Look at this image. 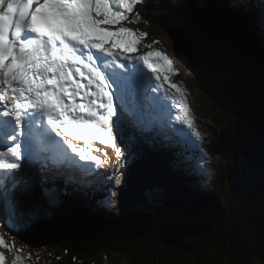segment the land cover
Here are the masks:
<instances>
[{
  "label": "snow or ice",
  "instance_id": "6c2138e0",
  "mask_svg": "<svg viewBox=\"0 0 264 264\" xmlns=\"http://www.w3.org/2000/svg\"><path fill=\"white\" fill-rule=\"evenodd\" d=\"M230 7L264 39V7L254 11L248 0H231ZM157 12L154 0H0V249L12 252L14 264H23L22 257L6 237L42 230L54 210L79 198L77 174L102 165L67 137L98 140L121 157L129 150L128 130L134 147L152 141L156 148L157 130L142 101L162 87L161 64L165 79L172 64L160 51L130 55L147 33L123 25L150 22ZM169 87L180 96L167 94L175 121L193 129L187 94L170 79ZM166 98L152 100L163 107ZM114 196L115 188L108 189L101 204L111 208ZM141 196L158 200L159 192Z\"/></svg>",
  "mask_w": 264,
  "mask_h": 264
},
{
  "label": "water",
  "instance_id": "95a60500",
  "mask_svg": "<svg viewBox=\"0 0 264 264\" xmlns=\"http://www.w3.org/2000/svg\"><path fill=\"white\" fill-rule=\"evenodd\" d=\"M210 11V13H202L203 16H198L202 17L203 23L209 31L213 26V36L224 39L223 44H219L220 50L226 48L229 44L240 48L239 42L243 43L244 50L240 52L230 51L224 55H219L217 60L216 55L212 57L205 52L201 38L187 25L188 39L179 40L178 51H182L183 54L186 53L184 57L192 65H187V67L196 73L201 85L209 89L210 92L214 91L221 96L224 95L221 92H232L233 89H236L235 93L243 96L242 104L224 100L222 105L227 114H235L236 119H238V111L242 112L245 107L250 105L254 107L257 101H263V106L255 110L256 115L254 117L251 114L244 115L247 122V135L261 144L264 138V67L261 64L264 60L254 56L259 54L260 51L256 49L255 51L250 45L251 37L247 36L245 27L240 25L239 18L235 16H233L234 19L229 18V15L225 16L224 13L217 12L218 9L216 8ZM224 56H227L226 59H223ZM249 59H257L259 61L249 63L242 70L243 65L241 62ZM233 63L238 65L241 73L236 72V66ZM223 76L231 82L229 91L226 89L224 91L223 86L226 82H223ZM244 97L248 99L246 103ZM254 99H256V103H251ZM251 117L253 118L247 120V118ZM258 153L259 164L262 165L264 148ZM136 182L139 184H148L149 182L155 184L156 180L150 179L144 171L140 170L138 177H136ZM162 195L165 201L159 213L129 210L123 215L122 219L116 222L97 216L93 211L73 200L68 207L54 210L50 218L41 226L42 230L35 232L25 231L27 234L23 232L18 237H22L21 239H24L23 241L29 246L36 245V243H45V245L56 244L52 242L55 240V242H60L75 239L94 249L100 241L105 239L113 243L131 244L154 234L163 245L172 248L180 247L188 237H200L210 234L226 218L227 212L223 209L220 200L216 196L208 199L196 197L190 195V193L186 194L179 188L177 182H166L162 189ZM129 203L130 200H125L124 206L126 209H130L131 204L129 205ZM193 225L194 227H192ZM29 234H32L31 237L28 236ZM24 236H28V239L25 240ZM41 237H43L42 240ZM65 252L68 253V251ZM31 253H34L33 249L27 248L26 259L32 262L44 261V258L38 256H43V254L38 253L37 255L36 253L35 256ZM49 258H45L46 263ZM58 260L61 264H65L67 261H64L62 257ZM58 260L53 262L57 264Z\"/></svg>",
  "mask_w": 264,
  "mask_h": 264
},
{
  "label": "trees",
  "instance_id": "16d2710c",
  "mask_svg": "<svg viewBox=\"0 0 264 264\" xmlns=\"http://www.w3.org/2000/svg\"><path fill=\"white\" fill-rule=\"evenodd\" d=\"M154 2L158 5V12L155 17L157 16L158 19L162 17L161 19L172 20L170 21L171 25H174L179 21L180 23H183L184 18L178 17L175 13L167 12L163 2L159 0H154ZM221 3L224 8H231V0H222L220 1V4ZM216 5L218 6L219 3H217ZM160 13L168 14H166V17H164L161 16ZM192 13L193 12L188 15L189 20L193 16ZM154 19L156 21V18ZM185 22H188V20H186ZM150 24L153 26L154 29L158 30L157 23L150 22ZM171 25H167V27L171 32H173V36L176 37L177 43V29H172ZM178 55L185 59L184 56H186V53L183 54L182 51H179ZM192 80L195 82V86L197 87L198 91H201L200 88H202V91L204 92L201 93L202 98L208 100L210 98L211 93L209 89H206L205 86L200 84L199 80L197 79V76H193ZM220 108H222L219 111L220 114L223 115V119L227 120V118H230L232 120V123L234 124V120L235 122L237 120L236 116L227 114L222 103ZM232 134L233 131H225L224 133L220 134L219 137H216V133L213 135V142L211 144L210 141L206 142L209 146V149L211 148L215 153H221L223 155L225 162L224 168L219 169L221 177L216 178V183L210 187V189H212L214 193L206 192L202 188H195L194 186H192V184L196 183V181L187 177L185 178L187 174L186 172H190V170H200L197 168L195 169L194 166V162L199 160L200 157L191 159L190 153H188L184 149L178 150L177 153L183 151L185 152V155H178L175 157L173 156L176 161L179 162L180 167H175L172 162V159L168 156L166 160L162 159L161 157L155 156L154 160H150L149 163H146L145 166L147 167L149 176H151L150 178L154 177L155 172L158 175L162 176H164L165 174L166 179L175 174L180 178H183L185 182H187V180L189 179V182H191L192 184H187L191 186V188L196 191L198 195H215L220 198L223 192V186L225 185V182H227V175L229 176L228 182L230 178H233L234 180L237 177L239 178L238 172L235 174H229L230 170L235 168V159L233 157L236 156L238 153L241 154L239 155L238 161L241 160L243 164H247L249 166L251 165L249 167V172L254 170V168L258 170L261 169V165L259 164L258 158L259 151L253 150L254 152H251L252 146L249 143H247V147L241 145L240 142L235 143L233 146V153L234 150L237 151L235 155L231 154L229 157L227 153L223 154L222 150L220 149L221 142L223 144H229L230 135L231 139L233 138ZM243 135L245 134L242 133L237 137H241ZM246 137H248L247 133ZM140 150L141 152L144 151L143 149ZM145 151L152 155L156 152V148L153 149L147 143ZM255 152L257 153L256 156H252V154H250ZM247 153H249L248 156H246ZM195 154L197 156H202L201 153ZM159 160L161 161V163H158ZM229 166L230 169H228ZM258 170L254 171L258 172ZM194 178H196L197 180V177ZM154 185L158 188L161 187L157 183H155ZM138 188L139 187L134 184L129 186V189L125 191V197H128L132 200V205L136 211L156 213L157 211H159V209L162 208L161 206L163 203H161L160 195L158 200H146L141 196V194H139ZM146 190L148 192L152 189ZM237 201L246 202L241 199ZM224 208L227 209L225 206ZM241 208H243V210H240L238 213H236L235 210L229 211L227 209L228 214L225 220L223 221L221 227L213 230L210 234H206L200 237H189L180 247L169 248L163 245L155 237V235H152L148 238L137 240L135 243L131 244H116L104 240L98 243V245H96L94 249H91L89 245H86L81 241L71 239L62 241L61 244L56 243L54 244V247L46 246L42 250L47 251V253H50V255H54V257H62L64 261L67 260L65 264H76L74 258H77V260L79 261L78 263L81 264H255V261L257 260L264 264V208L262 209L263 212L260 215L259 213L253 215L250 212L252 210L250 206H242ZM122 213H124L123 208L120 209V211L114 216H119ZM65 251H68V253H66Z\"/></svg>",
  "mask_w": 264,
  "mask_h": 264
},
{
  "label": "rangeland",
  "instance_id": "374dc122",
  "mask_svg": "<svg viewBox=\"0 0 264 264\" xmlns=\"http://www.w3.org/2000/svg\"><path fill=\"white\" fill-rule=\"evenodd\" d=\"M217 1L219 2V0H217ZM220 1H222V0H220ZM225 1H230V0H225ZM249 3H251L253 5V8L255 11H259L258 4L256 2L252 1ZM184 4L187 5V0H184ZM182 17H188V15L185 14V15H182L181 18ZM144 22H145L144 20H140L136 23H128V25L135 28V30L137 32H143V33L149 32V33H151L152 32L151 26L147 22L146 23H144ZM179 25H180L179 23L173 25V28L175 27L177 29V31H176L177 32V34H176L177 38L180 41L182 39H186V38L188 39V37H187V27L188 26L183 25L184 29H180ZM123 26L127 27L126 25H123ZM162 26L163 25H161V26L158 25V27H157L158 30L153 29L159 35V37L156 39V41L159 42V40L161 39L162 44L161 45L159 44V45L163 48L164 53L166 55L170 54L172 56V57H170V55H168V57L173 60V63H171L172 64V71L169 73V79H170L171 83L179 85L180 89L187 94V104L191 110L190 111V118L193 120V122H195L197 124L196 125L197 129L194 131L198 132L200 135L203 134V140L201 142L203 144H205L204 138L208 136V134L206 136L207 131H208V133H210L209 134L210 144L213 142V135L214 134L217 133L216 137H219V135L224 133L225 131H227V132L233 131V134H232L233 138L231 139V135H230V143L229 144H227V143L223 144L221 142V148L220 149L222 150L223 154L227 153V155H229V157L231 154L235 155V153L237 151L234 150V153H233V146L235 143H239V142L241 143V145H244L246 147H247V143H249L252 146L251 152H254L253 150H258L260 152L261 149L264 148V138L262 139L261 144H260V142L257 143L250 136L246 137V133L248 134V132H247L248 129H247V122H246L244 115L245 114H251L254 117L256 115L255 110H258L260 107L263 106V101L262 100L257 101V104H255L254 107L251 105L249 107H245L242 112L238 111L237 112L238 119L236 122L234 120V124L232 123V120L230 118H227V120H224L223 115H221L220 111H219L220 109H222V108H220L221 103L224 104V100H228L231 103L234 101L235 104H240V103L242 104L243 103V96L235 93L236 89H233L232 92H226V93L221 92L222 94H224L221 96H219L218 94H216L213 91V92H211L212 94L210 93V98L208 100L202 98L201 93H204L202 91V88H200L201 91L200 90L198 91L197 87L194 85L195 83L192 81L193 75H192L191 70L185 68V66H187V65H189V66H192V65L189 63V61H185V59L183 57H181V56L176 57L175 56L173 49L176 51V53L179 51L173 45L176 43V39L173 36L174 34L170 30H167V28L162 27ZM119 27H120V25H117L115 28H113V30H116ZM132 27L130 29H132ZM160 30H162V31H160ZM178 36H180V37H178ZM141 44L143 46L148 45V44H151L153 46L154 43L144 39L141 42ZM155 47H157V46L155 45ZM143 48L145 51H148V52L153 51L151 48H148L145 46ZM157 48H158V51H161V49L159 47H157ZM240 50L243 51L244 49L241 47L238 48V47L233 46L232 44H229L226 48H223L222 50H219L217 52L216 58L218 59L219 55H224L230 51L240 52ZM132 55H134V56L135 55H144V53L143 52H135V53H132ZM226 57L227 56H224L223 59H226ZM161 69H162V72H160V76H161L160 82L162 85L169 87V79H165V75H164L165 69H164V67ZM148 75L150 76L149 73H148ZM220 78H222V77H220ZM223 82H226L225 84L228 87V89H227L223 86L224 91H225V89L227 91H229L230 90L229 85L231 82L228 81V79H225L224 76H223ZM155 93H157V92H155ZM148 95H150L151 100H152L153 96H156V94H154L152 92L149 93ZM148 95L146 98L149 100ZM160 96L164 97L163 94H160ZM171 96H173L176 100L180 99V96L178 93H176L175 89H171ZM221 99L223 100V102ZM246 101H248L247 98H245V103H246ZM255 101H256V99H254L251 103H254ZM137 102H139V100L133 101L134 104H136ZM212 103H214L215 105ZM157 105H159V104H157ZM167 114L171 119L174 118V113H173L172 109L168 110ZM233 115H235V114H232V116ZM199 117L202 118L204 124L199 123V120H198ZM253 117L247 118V120L252 119ZM170 123H171L170 125L173 129H179L178 124L176 123L175 120H170ZM206 124H212L213 126L207 130ZM234 132H235V134H234ZM182 133L183 132L180 130V132L175 134V135L178 136ZM242 133H244L245 135H243L241 137H237L238 135H241ZM237 140H239V141H237ZM191 143H193V142H191ZM194 143H198V142H194ZM189 153H190L191 159H195L196 157H200L199 160L194 162L195 169L199 168L200 170L199 171L190 170V172L189 171L186 172L187 174L185 173L186 174L185 178L187 177L189 179H194V181H196V184H192V185L195 188H202L206 192L214 193L212 191V189H210V187L216 183V179H211L209 177V170L210 169L212 170V172L216 175V178L221 177L220 173H219V169L224 168V166H225L223 155L221 153H219L221 155L215 153L210 148L211 161L206 162L202 153H201L202 156H197L195 153H192V152H189ZM250 154H252V156H256V152L250 153ZM143 155L141 153H139V155H137V157H139V156L141 157ZM217 155H219V156H217ZM239 155H241V154L238 153L236 156L233 157L235 159L234 160V167L235 168L231 169L229 172V174H235L238 172L239 178L237 177L235 180L233 178H230L229 182H228L229 176L227 175V177H226L227 182H225V185L223 186V192H222L220 198L218 196H216V197L219 200H221V205H222L223 209L227 212V214H228V210L229 211L235 210V212L238 213L240 210H243V208H241L242 206H250L252 208V210L250 212L253 215L254 214L256 215L258 213L260 215L263 212L262 209L264 208V171H262V165H261L260 170L254 168V170H258V172L254 171V170L249 172L250 166L247 164H243L241 162V160L238 161ZM248 155H249V153L246 154V156H248ZM261 157H263V156L261 155ZM208 158H209V155H208ZM228 169H230V166ZM97 171H99V173H101L100 170H97ZM164 177H165V174H164V176L161 175L160 179L164 180ZM173 177H177L178 179H181L179 176H177L175 174H173ZM194 177H197V180ZM106 179H107V177H106ZM189 179H188V181H190ZM223 184H224V182H223ZM155 190H157V189H155ZM185 193L188 194V191H185ZM210 198L211 197H209L208 199H210ZM239 199L244 200L246 202L237 201ZM224 206L228 210L225 209ZM227 214H226V216H227ZM222 223H221V225H222ZM221 225L219 227H221ZM192 227H194V225ZM218 228H215V229H218ZM24 234H26V232H24ZM31 235L32 234H29L28 236L31 237ZM28 236H24L25 240L28 239ZM42 239H43V237H41V240ZM23 240L24 239L19 238V243L24 242ZM30 246H28V247L33 249V251H34V253H31V254H33L35 256H36V253H37V255H38V253L43 254V256L38 255V256L44 258L43 262H45V258H48V257H53V259H60L59 257H54V255H50V253L48 254L47 251L42 250L43 248H45L47 246V245H45V243L44 244L36 243V245H33V246L30 245ZM39 247H41V248H39ZM25 249H27V248H25ZM7 252L5 254V257H6L5 264H14V261H13L11 255L9 254L8 250H7ZM48 264H55V263L50 261ZM77 264H80V263L77 262ZM255 264H263V263H261L257 260V261H255Z\"/></svg>",
  "mask_w": 264,
  "mask_h": 264
},
{
  "label": "bare ground",
  "instance_id": "6f19581e",
  "mask_svg": "<svg viewBox=\"0 0 264 264\" xmlns=\"http://www.w3.org/2000/svg\"><path fill=\"white\" fill-rule=\"evenodd\" d=\"M218 7L219 8H224V7H222V6H220V5H218V6H216L215 8L216 9H218ZM227 12L229 13V12H232V11H229V9H227V8H225V16H227L228 14H227ZM166 14H168V13H165V14H161L162 16H164V17H166ZM171 15H173V14H171ZM192 18L188 21V23H187V25L188 26H190L191 27V30L194 32V33H197L198 35H199V37L201 38V41H202V45H203V47H204V49H205V52L209 55V56H212V57H214L216 54H217V52L221 49V47L219 46V44L221 45V44H223V42H224V39H222L221 37H218V36H213V33H214V28H213V26L211 27V29H210V31H209V29L206 27V25H204V23H203V19H202V17H199L196 13H192ZM162 18V17H161ZM155 20V19H154ZM249 35V33H247V36ZM175 37V36H174ZM176 38V37H175ZM218 42H216V41ZM239 44L241 45V48H243V43L242 42H239ZM241 51V50H240ZM255 57H260V58H263V60H264V55H263V53H259V54H256V55H254ZM218 60V59H217ZM259 60H257V59H249L248 61H242L241 62V64L243 65V68H242V70H244L245 68H246V66L249 64V63H256V62H258ZM261 61V60H260ZM233 65H235L236 66V72H240V70H239V67H238V65H236L235 63H233ZM261 66L262 67H264V62L261 64ZM241 73V72H240ZM224 86H225V88H227L228 89V87L226 86V84L224 83ZM152 93H154V94H156V95H159L160 96V93L159 92H157V93H155V92H152ZM163 96L164 97H162V96H160V97H162V98H166L165 97V94H163ZM253 140V139H252ZM184 145H185V147L183 148L184 150H186L188 153L190 152V149H192L193 148V146L190 144V143H188V142H185L184 143ZM186 146L187 147H189L190 146V148H186ZM256 146V145H255ZM147 147V145H144V146H140V148L139 149H143V150H145V148ZM257 154V153H256ZM81 163H83V162H81ZM252 164V163H251ZM251 166V165H250ZM175 179L177 180V182H185L184 180H183V178H181V179H178L177 177H175ZM187 183H191V182H189L188 180H187V182H185L184 183V188H185V186H186V190L187 191H189V189H191V186L190 187H188V189H187ZM192 184V183H191ZM194 184H196V183H194ZM193 186V185H192ZM190 195H196V191H194V193H190ZM162 207V206H161ZM27 234V233H26ZM54 242V241H53ZM55 246V245H54ZM4 254H6V252H4Z\"/></svg>",
  "mask_w": 264,
  "mask_h": 264
}]
</instances>
